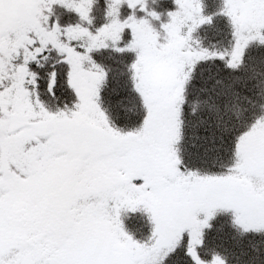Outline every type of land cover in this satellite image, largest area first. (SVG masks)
Listing matches in <instances>:
<instances>
[{
  "label": "snow or ice",
  "instance_id": "6c2138e0",
  "mask_svg": "<svg viewBox=\"0 0 264 264\" xmlns=\"http://www.w3.org/2000/svg\"><path fill=\"white\" fill-rule=\"evenodd\" d=\"M0 0V264H264V0Z\"/></svg>",
  "mask_w": 264,
  "mask_h": 264
},
{
  "label": "trees",
  "instance_id": "16d2710c",
  "mask_svg": "<svg viewBox=\"0 0 264 264\" xmlns=\"http://www.w3.org/2000/svg\"><path fill=\"white\" fill-rule=\"evenodd\" d=\"M209 5H210L209 10L211 11V0H209Z\"/></svg>",
  "mask_w": 264,
  "mask_h": 264
}]
</instances>
